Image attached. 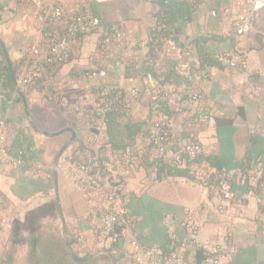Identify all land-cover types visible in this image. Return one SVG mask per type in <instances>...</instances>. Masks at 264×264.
<instances>
[{"label":"crops","instance_id":"obj_1","mask_svg":"<svg viewBox=\"0 0 264 264\" xmlns=\"http://www.w3.org/2000/svg\"><path fill=\"white\" fill-rule=\"evenodd\" d=\"M239 2L205 0L197 17L179 36L176 49L167 46L159 62L162 68L171 61L178 62L179 71L183 73L192 71V83L204 94L201 106L211 117L189 129L188 133L223 160L227 183L234 195L232 201H224L217 193L187 178L156 180L153 174L148 175L145 169L134 164L126 175L123 239L115 246L96 236L95 224L88 222L89 205L84 194L57 168L66 162L62 155L77 138L92 146L95 155L104 142L101 135L95 136L74 114L79 109L92 110L91 88L99 82L131 92L140 89L142 82L127 79L120 64L111 67L105 77H99L101 79L71 80L70 71L74 67H88L90 56L96 52L97 37L91 36L85 41L81 59L62 70L63 81L55 97L48 100L37 92L30 93L25 97L26 109L21 96L22 104L17 98L4 103L0 95V120L15 125L21 123L24 127L31 125L38 130L39 133H30L39 152L40 166L44 168V172L34 175L29 164L15 166L0 159V194L8 201L7 213L23 218L27 210L49 198H56L58 193L62 224L67 221L83 238L82 246H79L81 255L111 250L115 259L104 264H137L131 246L133 241L155 259L175 252L198 263L214 250H220L222 264H264V181L259 184L262 174L254 172L264 159V12L255 20L254 35L239 36L232 28L235 16L242 15ZM119 3L124 14L117 12L118 17L112 22H120L126 28L129 42L126 52L144 54L147 32L154 25V15L161 10V4L155 0ZM102 5L105 8V5L113 4ZM213 9L216 16L212 15ZM35 14H8L0 26V41L11 61L21 58L24 44L41 41ZM198 38L206 39V48L215 57L248 54V66L202 70L192 48L193 40ZM149 102V95L143 93L131 105L130 115L137 132L147 131L144 124L150 117ZM240 109L243 119L238 115ZM223 117L234 119V125L218 127L215 119ZM48 120H52L50 124H47ZM122 122L126 124L127 120ZM67 128L77 131L74 141H71L70 132L63 131ZM172 128L175 132L181 131L179 122H174ZM69 151L70 148L65 154ZM48 169L54 171L52 179L46 177L45 170ZM189 217L193 219L191 227H188ZM9 226L7 219L2 220L0 249L8 240Z\"/></svg>","mask_w":264,"mask_h":264},{"label":"trees","instance_id":"obj_2","mask_svg":"<svg viewBox=\"0 0 264 264\" xmlns=\"http://www.w3.org/2000/svg\"><path fill=\"white\" fill-rule=\"evenodd\" d=\"M155 1L161 4V10L154 15V25L147 32V40L144 41L145 53L130 55L126 52L129 42L125 26L120 22H106V10L96 0H90L76 9L64 7L60 17L47 16L51 7L49 3H41L38 6L35 0H0V26L8 14L27 15L33 12L36 13V24L41 33L39 43L24 44L21 58L11 61L14 76L0 45V95L4 103L17 98L22 104L14 81L24 97L34 92L42 94L43 98L48 100L55 97L63 81L62 70L66 65L81 59L85 41L91 36L97 37L96 52L90 56L88 67H74L70 71L68 76L71 80L94 79L95 74L98 75L102 71L108 74L111 67L120 64L127 79H138L142 82L136 97L121 87H109L99 82L94 85L91 88L92 110L79 109L74 114L80 118L82 125L90 127L95 136L101 135L104 142L95 155L92 153V146L83 144L77 138L65 151L66 153L70 148L68 154L62 155L66 162L89 167L95 176L106 181L123 208L127 199L126 176L121 172L113 174L108 170L105 163H109L112 158H130L134 164L145 169L148 175L153 174L156 180L165 177L187 178L199 182L214 193H217V186L221 182H227L221 157L188 133L189 129L203 124L211 117L210 112L201 106L203 100L199 103L192 102L194 96H202L204 99L203 92L192 83V71H179L178 62L168 61L170 63L165 68L159 66L161 55L167 46L172 43L177 45L179 36L197 17L205 0ZM209 1L213 3L218 0ZM78 18L96 19L100 23L90 34L81 33L79 30L73 32L70 26ZM233 30L236 32L234 28ZM117 31L121 33V38L117 37ZM55 40L68 42L66 54L52 52ZM206 43L204 38L192 42L200 68H222L223 61L228 57L211 55ZM61 57L62 61L59 60ZM35 73L37 74L34 76ZM149 78L153 82H150ZM25 81L27 83H24ZM143 93H147L150 98V117L144 124L147 131L137 132L130 110L132 103ZM238 115L240 119L244 118L242 109ZM123 120H127L126 124H123ZM215 121L218 127L235 123L234 119L227 117L216 118ZM5 122L9 156L20 164H29L34 175L44 172L30 133H39L38 130L31 125L24 127L21 123L15 125L10 121ZM174 122L180 123V133L173 130ZM153 134L167 135L170 142L167 141L166 145H170L173 152L179 151L178 142L182 145L199 146L200 152L194 156L182 152L177 158L165 160L151 142ZM260 162L264 163V159ZM129 169V165L123 161L118 170ZM45 174L47 179L54 177L52 169L45 170ZM261 176L259 184L264 181V172ZM79 190L89 205L88 222L95 224L96 236L107 241L108 237L102 234L106 212L103 192L99 191L98 197L93 198L89 193L96 191L91 185L85 184ZM7 208L8 201L0 194V225L4 219L10 223L8 240L0 249V264H104L115 259L111 256V250L81 255L79 246H82L83 238L70 223L63 221L62 224V211L55 197L27 210L23 218L11 217ZM125 221L126 216L123 215L114 235L110 236V244L118 246V242L123 239ZM202 261L199 259L198 263Z\"/></svg>","mask_w":264,"mask_h":264},{"label":"built area","instance_id":"obj_3","mask_svg":"<svg viewBox=\"0 0 264 264\" xmlns=\"http://www.w3.org/2000/svg\"><path fill=\"white\" fill-rule=\"evenodd\" d=\"M100 4H108V3H115V2H122V1H129V0H96ZM239 7L242 9V15L240 19L233 21L232 27L236 30V33L239 36H252L256 33L255 30V20L257 16L264 12V0H240ZM64 6L61 5H51L48 9L47 16L49 17L52 15L53 17H60L64 12ZM212 15L216 16V12L213 11ZM99 20L96 19H81L78 18L73 22L70 26V30L73 32L87 33L93 30L94 27L99 25ZM121 33L117 31V37L121 38ZM109 42V40H107ZM169 47L176 49L175 44H170ZM68 49V42L66 40H55L52 46V52L55 54H66ZM248 54L240 53L233 57L226 58L223 61V66L230 67L234 69L245 68L248 66ZM60 61L63 60L61 57ZM180 69V68H179ZM37 73L34 74V76ZM106 72L102 71L98 75L95 74L94 78L96 77H105ZM150 82H153L151 78H149ZM24 83H27L25 81ZM132 96L136 97L138 94V89H134L131 91ZM203 100L202 96H194L192 98V102L199 103ZM101 112V110H100ZM168 141L167 135L160 136L158 134H153V138L151 142L154 144L156 148L159 150V155L162 156L165 160H172L177 156H180L182 152L188 153L191 156L200 152L199 146L196 145H182L180 142L177 143V149L179 151L174 150L172 151V147L170 145H166ZM170 142V141H168ZM7 125L4 120H0V159H6L10 161L11 164L18 166L20 165L19 161L14 160V158L10 157L7 151ZM125 162L126 165H129V168L134 165L130 158L127 159H119L114 160L111 159L109 163H105V166L108 168L110 172L113 174L121 172L123 175H127L129 170L123 171L118 170L122 165V162ZM58 171L63 172L66 174L72 183V185L77 188L78 190L85 184L91 185L93 189H95L96 193H89L90 196L93 198L98 197L99 191H102L105 196V215L103 218V226H102V234L105 237H108V242H110V236L114 235L116 226L120 224V219L124 215V208L122 203L120 202L119 198L116 196L115 193L110 189V185L106 182L101 180L99 177L93 174V170L89 167L85 166H77L76 164H72L69 162H63L57 168ZM254 172L257 174H262L264 172V163L259 162L254 169ZM217 194L224 200V201H232L234 199V195L232 193L231 187L227 182H221L216 189ZM193 226V219L192 217L188 218V227ZM132 249L135 254V259L137 264H222L223 256L220 250H214L206 256V258L197 263L195 261L187 260L181 257L177 253H171L169 255L161 256L158 259L152 258V255H148L144 253L141 249L140 245L133 241L131 243Z\"/></svg>","mask_w":264,"mask_h":264},{"label":"rangeland","instance_id":"obj_4","mask_svg":"<svg viewBox=\"0 0 264 264\" xmlns=\"http://www.w3.org/2000/svg\"><path fill=\"white\" fill-rule=\"evenodd\" d=\"M35 1L38 3V6H40L41 3H49L51 5L61 4L64 7H71L73 9H76L79 5H86L87 3H89L90 0H35ZM112 4H113L112 6L105 5L106 6L105 7V10H106L105 20H106V22H112L114 19H116L118 17V16H116L117 12L123 13V9L121 8V5H120L121 3L115 2ZM128 12L129 11H127L126 14H128ZM117 15H119V14H117ZM238 19H240V15L235 16L233 21L238 20ZM48 121H47V124H50V121H52V120H50L49 123H48ZM52 124L53 123L51 122V125Z\"/></svg>","mask_w":264,"mask_h":264},{"label":"water","instance_id":"obj_5","mask_svg":"<svg viewBox=\"0 0 264 264\" xmlns=\"http://www.w3.org/2000/svg\"><path fill=\"white\" fill-rule=\"evenodd\" d=\"M0 45H1L2 49H3V51H4V55H5V58H6L7 62H8V64H9V67H10V69H11L12 75L14 76V74H13V69H12V63H11V59H10V57H9L8 51H7L5 45L3 44L2 41H0ZM14 85H15V87L17 88V90H18L20 96L23 98L24 105H25L26 109H28V104H27L26 98H25V97L23 96V94L19 91V87H18V85L16 84L15 81H14ZM63 131L70 132V133L72 134V140H71V141H74V140L77 138V136H78L77 131L74 130V129H72V128H67V129H65V130H63ZM64 149H66V147H65ZM56 198H57V201L59 202V196H58V193H56Z\"/></svg>","mask_w":264,"mask_h":264}]
</instances>
